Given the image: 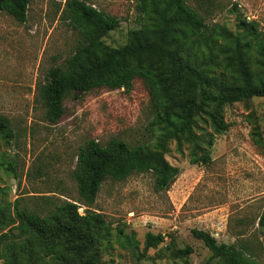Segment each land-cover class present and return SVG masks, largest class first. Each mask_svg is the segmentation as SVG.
I'll list each match as a JSON object with an SVG mask.
<instances>
[{"label":"rangeland","instance_id":"1","mask_svg":"<svg viewBox=\"0 0 264 264\" xmlns=\"http://www.w3.org/2000/svg\"><path fill=\"white\" fill-rule=\"evenodd\" d=\"M66 1L31 0L24 22L0 7V115L9 119L13 131L9 140L0 137V233L20 222L17 200L18 208L40 216L67 201L78 206L79 216L87 211L101 216L108 235L99 252L107 264H207L211 253L192 237V229L208 232L217 243L235 245L250 261L264 264V227L257 219L264 209V99L224 106L225 129L218 134L207 116L194 118L193 133L203 138L198 145L210 154L207 164L190 163L192 145L185 134L171 139L164 137L170 134L164 124L153 125L149 86L142 80H135L129 91L98 88L77 98L67 95L63 116L51 124L35 100L36 86L50 68L65 66L81 41L79 32L61 18ZM81 1L119 20L101 38L107 51L128 44L129 31L139 28L135 0ZM186 5L209 27L235 33L245 19L264 30V0H186ZM217 43L208 47L220 63L211 76L223 74L230 81L231 69L223 70L219 51L227 44ZM206 49L202 46L200 52ZM248 61L259 78L252 51ZM209 135L213 139L207 147ZM112 139L150 149L163 140L165 159L179 174L166 191L155 189L150 172L120 182L107 179L87 204L78 198L72 178L79 148L89 140L104 146ZM147 233L163 235V243L146 249ZM21 250L13 249L16 264H27ZM35 264L61 263L46 257Z\"/></svg>","mask_w":264,"mask_h":264},{"label":"trees","instance_id":"2","mask_svg":"<svg viewBox=\"0 0 264 264\" xmlns=\"http://www.w3.org/2000/svg\"><path fill=\"white\" fill-rule=\"evenodd\" d=\"M30 1L0 0V7L16 21L24 22ZM135 1L139 28L129 31L128 44L107 51L101 38L115 30L119 20L81 0H67L61 18L79 32L81 41L65 66L47 71L44 81L36 86L35 100L44 109L45 119L54 124L63 116L65 96L77 98L98 88L129 91L135 80H142L149 86L153 125L164 124L170 133L164 137L171 139L178 140V133L185 134L192 145L190 163L207 164L210 154L198 145L203 138L193 133L194 118L207 116L218 134L225 129L221 115L224 106L251 98L264 99V30L257 22L245 19L239 20L235 33L221 26L209 27L188 8L186 0ZM219 40L227 44L219 51L223 54V70L231 69L230 81L223 74L211 76V69L219 68L220 63L208 47ZM202 46L207 48L203 54ZM250 51L257 57L259 78L250 69ZM0 137H13L11 122L3 115ZM212 139L209 135L207 147ZM166 152L161 139L153 149L116 139L104 146L87 141L79 148L72 171L78 198L91 204L105 180L120 182L146 172L153 175L155 189L166 191L179 174V169L166 161ZM18 204V200L14 202V209L20 222L0 233L1 264H16V246L22 249L27 264L46 257H56L61 264H107L101 261L99 247L108 232L99 214L87 211L79 216L76 204L63 201L54 204L46 216H40L18 208ZM257 219L264 227V209ZM190 233L211 253L207 264H258L235 245L217 243L208 232L192 229ZM163 241V235L147 233L145 248H154Z\"/></svg>","mask_w":264,"mask_h":264}]
</instances>
